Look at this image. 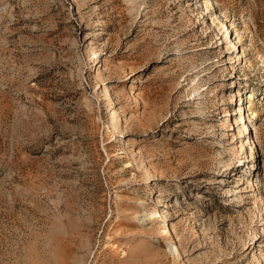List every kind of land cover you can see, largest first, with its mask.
<instances>
[{
  "label": "rangeland",
  "instance_id": "1",
  "mask_svg": "<svg viewBox=\"0 0 264 264\" xmlns=\"http://www.w3.org/2000/svg\"><path fill=\"white\" fill-rule=\"evenodd\" d=\"M0 264H264V0H0Z\"/></svg>",
  "mask_w": 264,
  "mask_h": 264
},
{
  "label": "bare ground",
  "instance_id": "2",
  "mask_svg": "<svg viewBox=\"0 0 264 264\" xmlns=\"http://www.w3.org/2000/svg\"><path fill=\"white\" fill-rule=\"evenodd\" d=\"M95 54H96V52H93L91 58H94V57H95V59H96L97 56H98V54H97V56H96ZM156 212H157V211H156ZM152 213H153V212H152ZM155 214H156V213H155ZM153 215H154V213H153Z\"/></svg>",
  "mask_w": 264,
  "mask_h": 264
}]
</instances>
